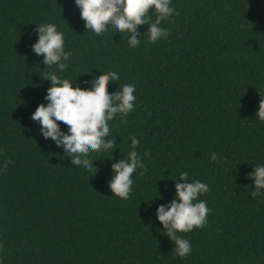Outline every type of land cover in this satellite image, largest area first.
Segmentation results:
<instances>
[{"label": "trees", "instance_id": "16d2710c", "mask_svg": "<svg viewBox=\"0 0 264 264\" xmlns=\"http://www.w3.org/2000/svg\"><path fill=\"white\" fill-rule=\"evenodd\" d=\"M172 4L167 39L141 34L130 48L127 33L84 32L74 0H0V264H264V195H250L246 175L264 163V123L254 116L264 97V0ZM42 22L64 32L72 55L63 75L81 73L80 87L99 70L135 85L127 123L110 122L123 153L136 136L149 154L127 200L108 188L109 153H91L97 171L84 172L31 119L50 86L31 50ZM180 171L208 184L200 199L211 209L203 227L180 233L192 245L184 258L155 218L174 195L167 177Z\"/></svg>", "mask_w": 264, "mask_h": 264}, {"label": "clouds", "instance_id": "9594fccd", "mask_svg": "<svg viewBox=\"0 0 264 264\" xmlns=\"http://www.w3.org/2000/svg\"><path fill=\"white\" fill-rule=\"evenodd\" d=\"M74 3L84 21V32L96 36L105 32L127 33V45L130 48L139 46L141 34H146L150 43L167 39L169 29L162 22L170 21L176 14L172 0H74ZM35 24L38 38L31 44V50L36 56L42 57L39 64L45 67L40 68L43 75L39 76L50 81V86L44 96L46 103L36 106L31 119L38 123V131L43 139L47 141L50 138L70 158V164L84 172L92 168H95L93 174L97 171L93 164L95 159L89 158L91 153H109L105 155L111 169L108 188L111 195L127 200L132 191V175L144 174V159L149 158V154L139 153L140 141L136 136H129L128 151L123 153L115 142V132L110 129V122L119 116L120 123H127L126 117L135 107V85H118V72L99 70L100 74L87 82L89 87H80L76 80L81 73L74 81L63 75L72 55L71 49L65 47L64 32L54 22ZM140 25H147L146 30L139 32ZM88 72L90 70L82 73ZM109 82L118 85L112 92L108 91ZM254 116L264 123L262 96ZM61 122L67 126L66 131L61 128ZM116 148L123 154L122 158L119 154L113 158L112 152ZM209 160L215 162L217 153L212 152ZM246 175L254 185L250 195H264V163L256 162ZM167 178L174 181V195L166 203L156 206L155 218L161 225L162 233L172 241L174 256L184 258L191 253L192 245L180 233H188L207 223L211 209L200 196L209 191V186L199 179H189L188 171H180L174 178L170 175ZM156 197L162 199L159 195Z\"/></svg>", "mask_w": 264, "mask_h": 264}]
</instances>
